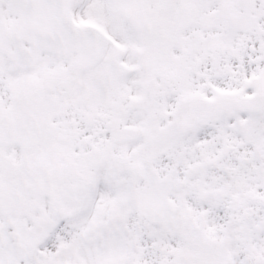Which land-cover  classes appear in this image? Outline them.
<instances>
[{
  "label": "snow or ice",
  "instance_id": "6c2138e0",
  "mask_svg": "<svg viewBox=\"0 0 264 264\" xmlns=\"http://www.w3.org/2000/svg\"><path fill=\"white\" fill-rule=\"evenodd\" d=\"M0 264H264V0H0Z\"/></svg>",
  "mask_w": 264,
  "mask_h": 264
}]
</instances>
